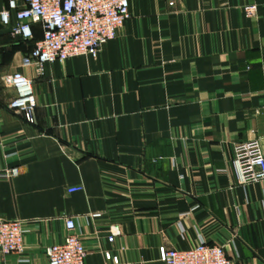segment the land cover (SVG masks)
<instances>
[{
	"label": "crops",
	"instance_id": "1",
	"mask_svg": "<svg viewBox=\"0 0 264 264\" xmlns=\"http://www.w3.org/2000/svg\"><path fill=\"white\" fill-rule=\"evenodd\" d=\"M128 2L96 59L55 61L42 75L22 63L40 25L30 40L0 27V219L25 229L23 252L0 264H48L68 217L84 264H105V250L161 264L160 245L202 240L264 264V182H240L233 150L256 139L264 151V0ZM17 72L31 82L33 123L8 108L16 93L1 79Z\"/></svg>",
	"mask_w": 264,
	"mask_h": 264
},
{
	"label": "built area",
	"instance_id": "2",
	"mask_svg": "<svg viewBox=\"0 0 264 264\" xmlns=\"http://www.w3.org/2000/svg\"><path fill=\"white\" fill-rule=\"evenodd\" d=\"M19 6L16 0H8L7 6L0 10V25L10 29L13 35L25 40L33 39L32 24H38L42 30L40 39L35 40L32 50L23 55L24 66H34L39 75L43 74V65L55 61L87 56L96 59L101 47L116 38L118 31L129 18L128 0H22ZM247 16L257 13L256 5H248ZM12 17L15 21L13 23ZM2 84L15 91V98L8 108L18 110L24 119L33 123V111L36 98L32 92L30 80L21 73L4 75ZM234 162L238 168L240 182H264V151L259 140L238 143L234 146ZM19 169L13 167L4 171L5 177H15ZM80 187L73 191L80 190ZM99 213H93L98 217ZM67 235L63 242L46 247L48 264H84L87 251L79 234L75 231L72 218L65 220ZM24 222L21 220L0 219V256L24 250ZM115 232L107 236L114 240ZM161 264H239L226 255L225 246L208 244L202 240L189 249H173L160 245ZM105 264H122L116 254L109 250L103 252Z\"/></svg>",
	"mask_w": 264,
	"mask_h": 264
},
{
	"label": "water",
	"instance_id": "3",
	"mask_svg": "<svg viewBox=\"0 0 264 264\" xmlns=\"http://www.w3.org/2000/svg\"><path fill=\"white\" fill-rule=\"evenodd\" d=\"M2 25H0V27H1ZM9 31H10V29H8Z\"/></svg>",
	"mask_w": 264,
	"mask_h": 264
}]
</instances>
